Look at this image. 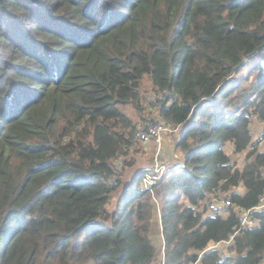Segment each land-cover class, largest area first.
Segmentation results:
<instances>
[{
	"label": "trees",
	"instance_id": "obj_1",
	"mask_svg": "<svg viewBox=\"0 0 264 264\" xmlns=\"http://www.w3.org/2000/svg\"><path fill=\"white\" fill-rule=\"evenodd\" d=\"M148 79L183 160L148 188L133 120ZM264 0H0V264H259L264 192ZM233 152L246 151L241 167ZM242 187L243 191L234 190ZM233 206L199 210L209 192ZM115 197V201H113ZM227 214H221L222 210Z\"/></svg>",
	"mask_w": 264,
	"mask_h": 264
},
{
	"label": "rangeland",
	"instance_id": "obj_2",
	"mask_svg": "<svg viewBox=\"0 0 264 264\" xmlns=\"http://www.w3.org/2000/svg\"><path fill=\"white\" fill-rule=\"evenodd\" d=\"M144 99L142 101V109L136 110L131 106L125 107V111L127 112L128 116L133 120L134 128L144 122L145 120L153 119L157 120L159 118L158 114V105H155L156 97L160 95H156L151 87V83L148 82V79L144 81ZM181 126L172 128V130L167 131L164 133L163 139V146L161 148V153L158 157V162L161 164V172L164 173L167 168L176 165L178 162L183 160V151L178 146L177 141L179 140V135L181 131ZM250 128L253 133L255 139L263 136V138L258 143L259 151H264V121L260 120L256 116H253L250 123ZM152 145L151 143H134L131 147L132 153L131 156L134 159V163L130 169L125 171L124 178L127 180L138 168L140 170H149L153 163L156 162L154 159V155L151 153ZM225 152L230 155L231 161L236 164V166L241 167L245 162V154L247 152L243 151L241 153L233 152L232 144L230 142H226L224 144ZM264 173V167H263ZM234 190L243 191V188L240 186L235 188ZM230 190H217L216 192H209L206 201L199 206V210H203L206 212L207 210V203L211 199L220 198L222 196H227ZM155 198H152L153 202L156 204V209L153 212L151 224H150V231L149 235L150 238L155 245L156 254L151 264H163L164 262V236L162 233V225L160 221V212L159 206L161 204V197L154 195ZM115 201V197L113 199ZM221 214H227V211L224 209L221 211ZM213 246H209L211 248ZM219 255H231L234 256L235 252L231 250L229 244L220 243L217 247H215ZM259 264H264V257Z\"/></svg>",
	"mask_w": 264,
	"mask_h": 264
},
{
	"label": "built area",
	"instance_id": "obj_3",
	"mask_svg": "<svg viewBox=\"0 0 264 264\" xmlns=\"http://www.w3.org/2000/svg\"><path fill=\"white\" fill-rule=\"evenodd\" d=\"M170 130H172V127L167 123L166 120L162 118L157 120H145L134 128V143H151V153L154 155V159L156 161L153 163L152 167L149 170H145V172L143 173V185L145 187L148 186V188H151V186L162 174V166L158 162V157L163 146L164 133ZM152 197L155 198L154 195H152ZM208 203L210 208H213L214 206L218 208H225L227 205L233 206L230 199L226 196L211 199ZM234 208L237 209L239 218L236 229L231 234H229L228 240H221L214 243L212 242L210 245L213 247L211 248L217 247L221 242L225 244H231L235 234L239 230L255 226L258 223L257 217H254L252 214V210L264 209V192L260 194L258 203L252 208L244 209L240 208L239 206H234ZM202 252L203 251L198 254V258L195 260L194 264H200Z\"/></svg>",
	"mask_w": 264,
	"mask_h": 264
}]
</instances>
